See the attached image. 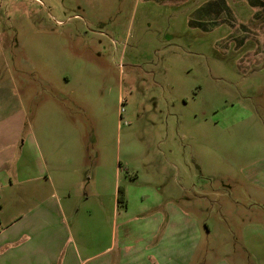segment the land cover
<instances>
[{
  "label": "rangeland",
  "instance_id": "rangeland-1",
  "mask_svg": "<svg viewBox=\"0 0 264 264\" xmlns=\"http://www.w3.org/2000/svg\"><path fill=\"white\" fill-rule=\"evenodd\" d=\"M261 1L0 0L3 176L15 179L26 142L32 185L49 171L99 187L111 220L158 200L210 216L227 203L260 217L238 230V255L264 264V30L240 28ZM117 184L130 200L114 209ZM0 193L4 221L29 208L15 188Z\"/></svg>",
  "mask_w": 264,
  "mask_h": 264
},
{
  "label": "crops",
  "instance_id": "crops-1",
  "mask_svg": "<svg viewBox=\"0 0 264 264\" xmlns=\"http://www.w3.org/2000/svg\"><path fill=\"white\" fill-rule=\"evenodd\" d=\"M261 4L251 25H240L242 34L256 30L255 23H260L257 31L264 30V0ZM15 112L20 117L21 111ZM2 136L6 134L0 133L1 140ZM28 148L25 142L20 155L24 160L16 168L15 179L5 171L7 180L2 173L3 166L13 159L12 146L7 155L0 153V189L15 188L16 201L21 196L29 201L28 209L8 214L6 221L0 216V264H211L212 256L216 264H244L238 255L244 247L238 230L260 229L257 214L238 219L226 213L227 203L220 204V215L210 216L214 209L209 206H205L207 211L197 208V213H181L172 206L163 212L158 200L141 206L138 212H128L126 207L127 211L115 212L111 220L104 211L99 187L90 194L83 180L66 183L49 171L47 180L32 185L41 175L34 174L32 165L27 166ZM13 149L16 152V147ZM118 188L117 184L114 209L119 207ZM76 194L88 207H84L85 213L78 207V214L70 215L69 203ZM149 209L157 211H146ZM228 233L231 240L225 238Z\"/></svg>",
  "mask_w": 264,
  "mask_h": 264
},
{
  "label": "trees",
  "instance_id": "trees-1",
  "mask_svg": "<svg viewBox=\"0 0 264 264\" xmlns=\"http://www.w3.org/2000/svg\"><path fill=\"white\" fill-rule=\"evenodd\" d=\"M126 192L125 188L122 185H119L118 188V203L119 205L126 206Z\"/></svg>",
  "mask_w": 264,
  "mask_h": 264
}]
</instances>
